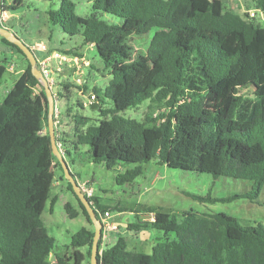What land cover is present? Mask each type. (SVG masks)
<instances>
[{"label": "trees", "instance_id": "1", "mask_svg": "<svg viewBox=\"0 0 264 264\" xmlns=\"http://www.w3.org/2000/svg\"><path fill=\"white\" fill-rule=\"evenodd\" d=\"M247 1L264 15V0ZM22 4L23 0H13L8 9L3 0L2 11ZM91 10L90 17H78L74 4L61 0L59 10L49 15L63 33L80 35L83 46L92 44L110 77L103 91L92 90L103 118L97 125L70 116L66 109L74 123L72 147L88 146L91 162L117 172L118 185L132 183L142 175V164L156 160L172 169L249 182L250 190L233 198L256 202L264 186V27L221 0H91ZM100 13L121 22L107 24L98 18ZM153 28L146 55L159 69L150 79L138 78L132 65L112 68L117 39L142 36ZM0 39L27 62L0 103V264H51L52 257L54 264L72 259L81 264L86 258L90 263L93 224L67 180L91 228L72 234V256H61L44 226L41 216L53 169H61L47 130V100L24 54ZM62 53L81 57L77 48ZM5 73L0 63V81ZM38 88L40 95L35 93ZM68 89L63 88L66 93ZM101 92L112 108H103ZM147 100L149 112L141 121L119 114ZM62 155L70 171L69 153ZM184 194L215 201L209 195ZM86 199L97 218L112 209L100 205L95 196ZM64 208L70 218L78 216L69 203ZM132 212L137 221L127 230H156L163 237L147 253L130 249L123 237L106 244L100 234L98 264H264L261 224H241L225 213L191 211L177 218L151 208ZM142 212L152 217L145 220Z\"/></svg>", "mask_w": 264, "mask_h": 264}, {"label": "rangeland", "instance_id": "2", "mask_svg": "<svg viewBox=\"0 0 264 264\" xmlns=\"http://www.w3.org/2000/svg\"><path fill=\"white\" fill-rule=\"evenodd\" d=\"M70 1L74 4L73 12L76 16L82 18L91 16V0ZM12 4L13 0H4L6 8L9 9ZM60 4L61 0H23L20 7L6 13L7 21L4 26L32 48H38L44 43L47 48L49 46L54 49L53 51L59 53L73 48L79 50L78 54L81 57H78L76 62L66 63L59 71L54 70L58 84L54 91H58L59 97L61 96L60 124L57 134L59 137L64 134V143H62L70 152V156H66V159L70 161V172L76 176L78 183L88 182L99 204L112 208L109 221L115 225L116 230L109 232L103 242L111 245L118 237H123L127 240L130 249L150 252L153 243L158 238H162L163 233L149 229L139 232L127 230L128 224L137 221L132 212L135 209L142 211L151 208L158 212L170 213L177 218L191 211L209 214L225 213L234 217L241 224L264 226V186L256 202L245 198H233L235 194L249 191L250 183L227 177L215 179L205 173L172 169L156 160L142 164V175L132 183L118 185L114 180L117 172L106 169L103 164L91 162L88 146L80 145L78 149L72 147L67 134H74V123L72 117L67 116L66 109L70 108V116L84 117L88 119L89 125H97L103 118L98 111L91 110L89 106L84 105L87 103L89 94H94L93 88L103 91L110 77L91 45L83 46L80 35L70 37L49 21V15L58 11ZM98 18L110 25L121 22L119 18L105 13L98 14ZM154 32L153 28L142 36L132 35L117 39L112 55V68L132 65L138 78L150 79L159 69L156 63L148 61L146 55ZM8 50H11L12 54H9ZM34 53L39 55L37 50ZM0 63L6 67V73L0 81L1 103L6 92L13 87L26 69L27 62L21 54L11 49L0 39ZM52 65H54L53 61ZM11 66L13 69H10ZM60 83L62 88L58 87ZM66 86L69 88L68 93L63 90ZM35 93L40 95L41 89H36ZM99 96L103 102V108H112L111 101L104 97L103 92ZM77 104H80L81 107ZM149 104L150 101L147 100L137 107L127 109L119 114L128 119L141 121L149 112L147 108ZM53 170L52 186L41 218L48 234L55 240V252L61 256H72L70 248L72 234L82 227L91 228V226L82 215L76 199L67 189V182L62 178V169L55 168ZM185 192L202 197L209 195L215 201L194 200L186 196ZM53 198L56 199L51 211L50 204ZM66 203H69L78 212V216L70 218L67 215L64 208ZM114 207H121L124 211L118 212L117 209H113ZM142 213L144 214L142 218L145 220L152 217V214ZM81 251L85 252L83 249ZM68 264H73V259ZM81 264L90 263L86 258Z\"/></svg>", "mask_w": 264, "mask_h": 264}, {"label": "water", "instance_id": "3", "mask_svg": "<svg viewBox=\"0 0 264 264\" xmlns=\"http://www.w3.org/2000/svg\"><path fill=\"white\" fill-rule=\"evenodd\" d=\"M2 4L3 0H0V14L3 13L2 11ZM0 37L4 38L9 43L15 45L26 57L27 61L29 62L31 66V73L32 75L38 80V82L41 84L46 100H47V106H48V113H47V130L50 137V143L52 148L53 155L57 158L62 172L63 177L65 180H67L72 187L73 192L77 196L80 203L85 208L90 222L93 224L94 228V236H93V242L91 247V254H90V264H98L97 262V253H98V240L101 234V221L99 218H97L95 212L90 207L89 202L87 201L85 195L81 191V188L79 184L77 183L76 179L73 177L72 173L69 171V168L67 164L65 163V160L63 158V155L58 148V145L56 143V129L53 124V108H54V100L52 96V92L45 80V78L42 76L40 70L36 67V58L32 50L30 49L29 45L24 43L22 40H20L14 33L9 31L8 29L0 26ZM91 110H96L99 112V109H97V103H92L90 105ZM61 178V179H62ZM106 246L103 245V249ZM52 260H54V257H52Z\"/></svg>", "mask_w": 264, "mask_h": 264}, {"label": "built area", "instance_id": "4", "mask_svg": "<svg viewBox=\"0 0 264 264\" xmlns=\"http://www.w3.org/2000/svg\"><path fill=\"white\" fill-rule=\"evenodd\" d=\"M259 11V10H257ZM260 12V11H259ZM243 15H246V17L249 20L256 21V10H247L244 12ZM7 21V15L5 12L0 14V26L6 28L4 26V23ZM7 29V28H6ZM9 30V29H8ZM10 31V30H9ZM92 46V44H90ZM32 52L39 51L41 54H44L48 51V48L45 44H41L40 47H30ZM36 58V67L40 70L42 76L45 78L53 96L54 100V108H53V124L56 129V132H58V127L60 124L59 116L61 112V100L59 97V92L54 91V88L57 87V82L55 78V71H59L63 65H66V63L76 62L78 60L77 56L73 55H66L63 53H59L57 51H51L47 53L44 56H35ZM77 59V60H76ZM52 61L54 62V65H52ZM68 65V64H67ZM10 69H13V66L10 67ZM58 87L62 88V85L59 84ZM96 102V97L94 94H89L87 98V103H85L84 106H89L92 103ZM60 149V147L58 146ZM81 191L87 198H92L94 196V192L91 187L87 185V183H81L79 184ZM99 220L101 221V235H102V241L105 240L109 232H112L116 230L115 225L109 221V218L111 217L110 212H105L104 214H98Z\"/></svg>", "mask_w": 264, "mask_h": 264}, {"label": "crops", "instance_id": "5", "mask_svg": "<svg viewBox=\"0 0 264 264\" xmlns=\"http://www.w3.org/2000/svg\"><path fill=\"white\" fill-rule=\"evenodd\" d=\"M221 1L223 2V4L226 7L234 10L235 12L239 13L240 15H243L244 12L247 11V10H253V9H255V8H253V4L251 2H249V1H247V0H221ZM255 10H256V21L255 22L257 24H259L261 27H264V15L261 12L257 11V9H255ZM42 44H44V43H42ZM53 50L54 49H52V48H50L48 46V51L46 53L41 54L39 52L37 54H39V56H44V55H46L47 53H49L51 51L53 52ZM78 52H79V50H78ZM8 53L9 54H12V51L11 50H8ZM79 56H80V54H79ZM63 135L64 134H62L59 137L58 146L60 147L61 153L64 152V151H67L69 153V156H70L69 150L63 145V143H64ZM67 135L70 137L71 142H73L74 141L73 134H67ZM83 182L84 181H81L80 183H83ZM84 183H87V185L89 186V183L88 182H84ZM141 217H143V216H141ZM54 262H55V259L54 260H51V264H54Z\"/></svg>", "mask_w": 264, "mask_h": 264}]
</instances>
